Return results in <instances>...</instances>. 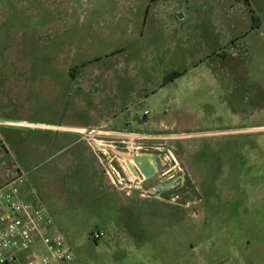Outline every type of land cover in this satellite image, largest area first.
<instances>
[{"label": "rangeland", "instance_id": "1", "mask_svg": "<svg viewBox=\"0 0 264 264\" xmlns=\"http://www.w3.org/2000/svg\"><path fill=\"white\" fill-rule=\"evenodd\" d=\"M241 126H264V0H0V178L26 173L77 264H264L257 208L225 199L264 185ZM76 128L170 150L179 198L118 191Z\"/></svg>", "mask_w": 264, "mask_h": 264}, {"label": "built area", "instance_id": "2", "mask_svg": "<svg viewBox=\"0 0 264 264\" xmlns=\"http://www.w3.org/2000/svg\"><path fill=\"white\" fill-rule=\"evenodd\" d=\"M83 130L85 131L77 133L93 146L99 162L103 165L106 178L118 191L130 196L133 189H145L144 193L155 195L157 199L162 200V196L168 191L177 190L175 196H172V201L179 198L178 192L184 185L181 177L176 174L182 170L170 150L159 152L162 170L156 174L157 176L155 175L158 182L147 189L145 188L147 181L151 178L131 175L125 164L118 161L120 152H117L108 141L97 138L104 132L98 128ZM109 135L123 138L121 143L125 145L126 153L129 152L132 156L143 154L142 151H145V147L136 143L137 140L143 139L140 135L113 132ZM146 149L160 150L153 146H146ZM128 175H131L133 179ZM25 179L26 173H19L0 186V264H77L70 244L65 236L53 227V220L44 205L40 201L33 202L28 198L30 192L26 189ZM170 181L175 182L170 189L163 192L154 191L156 186ZM32 193L35 192L32 191ZM140 196L145 197L146 194L142 193ZM104 236L105 232L102 230L92 233L95 241ZM38 240L42 245L40 250L34 248Z\"/></svg>", "mask_w": 264, "mask_h": 264}, {"label": "crops", "instance_id": "3", "mask_svg": "<svg viewBox=\"0 0 264 264\" xmlns=\"http://www.w3.org/2000/svg\"><path fill=\"white\" fill-rule=\"evenodd\" d=\"M245 1L247 2V4H249V0H245ZM254 14H255V16H257L256 12ZM8 124H11V123H8ZM262 128H264V126H241V127H234V128L227 129L226 133H231V134L235 133L238 135H243V134L246 135V134H252V133L257 134L254 131H257V130L262 129ZM76 129H78V130H74V131L79 132V133H82L85 131L81 128H76ZM160 130H162V129L160 128ZM254 145H255L254 149L252 148V155H247V156L249 157V160L254 161L255 164L264 165V144H260V141H259V143L256 142V144H254ZM126 154H128L129 156ZM122 155H123L122 153H118V161L120 163L123 162L125 164V166L127 167V170L130 171L131 175H133L134 177H139L141 174H138V173L135 174L132 172V168H131V167H133V165H132V163H133L132 154L130 155L129 153H125L123 156ZM232 155H234V154H232ZM232 155L230 156V158H232ZM140 156H141V158H146V164H149L153 167H156L157 158H159L161 160L159 155L154 156L153 154H151V155L142 154ZM247 156H245V158H247ZM233 159H234V157H233ZM97 160H98V158H97ZM97 176L100 178L101 182H102V179H105L104 174L101 172V170L98 171ZM8 178H9L8 176H4L3 178H0V186L3 183H5L8 180ZM104 186H105V183H104V185L101 186V190L103 192L105 191ZM26 189H28L30 192L28 194V198L31 201H33V202H37V201L43 202L44 201L42 195L40 194V192L37 189H32V187H31V189H30V187L29 188L26 187ZM31 190L34 191L35 193L33 194ZM249 192L246 193L244 188L234 187L230 184L228 187H226V190H225V194H226L225 199L227 200L226 203L227 204L229 203L228 204L229 206H231L233 204L237 205L238 208L243 209V210L247 209L246 206H248V208L251 205H252L251 208L256 207L258 210L257 218L261 222V223L259 222L260 230L263 231L262 233L264 234V185H260L256 189H254V188L250 189ZM212 194H213V196H215V198L212 197ZM248 194H251V197L248 196ZM246 196H247V198L245 200H243ZM252 197L254 200L248 202V203H252V204H246L245 201L249 200ZM221 199L222 198H221V196H219V193H217L215 191H213L211 193V206L213 209H216V210L219 209V205L223 201ZM243 212H245V211H243ZM262 233H261V235H262ZM262 236L264 237V235H262ZM39 244H41L40 240H38L36 242V246L34 248L39 249V250L42 249V245H39Z\"/></svg>", "mask_w": 264, "mask_h": 264}, {"label": "water", "instance_id": "4", "mask_svg": "<svg viewBox=\"0 0 264 264\" xmlns=\"http://www.w3.org/2000/svg\"><path fill=\"white\" fill-rule=\"evenodd\" d=\"M142 155V154H140ZM140 155L134 154L132 156V172L135 174H141L143 175L146 179H150L154 177L156 174H158L161 170L162 162L159 158H157L156 162V167H153L149 164H146V158H141ZM154 156H157L156 154H153ZM175 185L174 181H170L166 184H161L155 187L154 191L156 192H163Z\"/></svg>", "mask_w": 264, "mask_h": 264}, {"label": "trees", "instance_id": "5", "mask_svg": "<svg viewBox=\"0 0 264 264\" xmlns=\"http://www.w3.org/2000/svg\"><path fill=\"white\" fill-rule=\"evenodd\" d=\"M252 19L253 21L257 22V24H259V18L255 15L252 16ZM257 24L255 23V25L252 26V29H255L257 27ZM185 74V72H181V71H176V72H173L172 74L168 75L165 79L166 82H171L173 80H175L177 77L181 76ZM165 82V83H166Z\"/></svg>", "mask_w": 264, "mask_h": 264}, {"label": "flooded vegetation", "instance_id": "6", "mask_svg": "<svg viewBox=\"0 0 264 264\" xmlns=\"http://www.w3.org/2000/svg\"><path fill=\"white\" fill-rule=\"evenodd\" d=\"M161 170H162V166H161ZM156 176H157V175H156ZM156 176H154V177H156ZM154 177H153V178H154ZM151 179H152V178H151Z\"/></svg>", "mask_w": 264, "mask_h": 264}, {"label": "bare ground", "instance_id": "7", "mask_svg": "<svg viewBox=\"0 0 264 264\" xmlns=\"http://www.w3.org/2000/svg\"><path fill=\"white\" fill-rule=\"evenodd\" d=\"M93 131H95V130H93ZM96 132V131H95Z\"/></svg>", "mask_w": 264, "mask_h": 264}]
</instances>
